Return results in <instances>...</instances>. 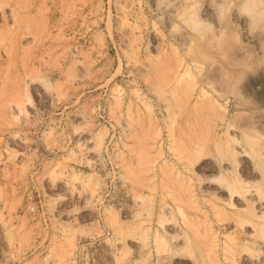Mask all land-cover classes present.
Instances as JSON below:
<instances>
[{
	"label": "rangeland",
	"instance_id": "1",
	"mask_svg": "<svg viewBox=\"0 0 264 264\" xmlns=\"http://www.w3.org/2000/svg\"><path fill=\"white\" fill-rule=\"evenodd\" d=\"M228 3L0 0V264H264V25Z\"/></svg>",
	"mask_w": 264,
	"mask_h": 264
},
{
	"label": "clouds",
	"instance_id": "2",
	"mask_svg": "<svg viewBox=\"0 0 264 264\" xmlns=\"http://www.w3.org/2000/svg\"><path fill=\"white\" fill-rule=\"evenodd\" d=\"M233 10L242 18L250 21V29L255 31V25H264V0H229L228 6L224 9L222 16L230 14ZM202 31H211L210 25L201 27ZM237 39L238 36H237Z\"/></svg>",
	"mask_w": 264,
	"mask_h": 264
},
{
	"label": "bare ground",
	"instance_id": "3",
	"mask_svg": "<svg viewBox=\"0 0 264 264\" xmlns=\"http://www.w3.org/2000/svg\"><path fill=\"white\" fill-rule=\"evenodd\" d=\"M230 188V187H229ZM231 189V188H230ZM247 190H246V193H247V191H250L248 188H246ZM230 193H231V196L232 197H236V198H240V197H244L245 195H244V193L240 190V189H238V188H233V189H231L230 190ZM252 193V192H251Z\"/></svg>",
	"mask_w": 264,
	"mask_h": 264
}]
</instances>
